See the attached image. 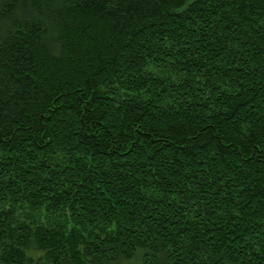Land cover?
Instances as JSON below:
<instances>
[{
	"label": "trees",
	"instance_id": "1",
	"mask_svg": "<svg viewBox=\"0 0 264 264\" xmlns=\"http://www.w3.org/2000/svg\"><path fill=\"white\" fill-rule=\"evenodd\" d=\"M264 264V0H0V264Z\"/></svg>",
	"mask_w": 264,
	"mask_h": 264
},
{
	"label": "rangeland",
	"instance_id": "2",
	"mask_svg": "<svg viewBox=\"0 0 264 264\" xmlns=\"http://www.w3.org/2000/svg\"><path fill=\"white\" fill-rule=\"evenodd\" d=\"M137 264V263H136Z\"/></svg>",
	"mask_w": 264,
	"mask_h": 264
}]
</instances>
